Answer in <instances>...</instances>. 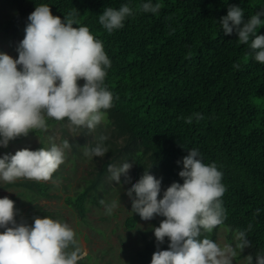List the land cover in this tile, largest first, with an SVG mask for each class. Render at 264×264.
<instances>
[{
  "label": "trees",
  "instance_id": "trees-1",
  "mask_svg": "<svg viewBox=\"0 0 264 264\" xmlns=\"http://www.w3.org/2000/svg\"><path fill=\"white\" fill-rule=\"evenodd\" d=\"M8 2L15 13L1 26L11 37L17 36L20 25L29 23L28 16L36 6L46 4L61 20L76 11L78 24L74 27H88L102 41L110 60L104 85L112 93L113 102L111 108L102 110L106 111L104 126L109 138L101 132L97 135L107 148L105 159L90 172L82 189L65 195V206L83 220L86 204H96L95 195L111 189L113 179L108 165L115 166L120 159L131 162L134 182L146 170L160 179L163 197L173 182L183 183L178 175L183 168L182 158L195 149L203 163H215L226 189L221 197L226 215L223 224L211 233L201 230V238L207 236L214 241L219 228L232 237L237 229L246 230L251 225L247 231L251 247L235 259L247 262L245 257L251 254L255 264V257L264 255V64L255 60L250 42L241 44L235 31L226 35L219 20L230 5H236L243 10L246 21L264 10V0H151L153 5H161L155 14L140 10L148 0ZM125 4L133 14L125 18L122 28L108 32L99 23V15L108 7L118 10ZM256 35H264V25ZM253 38L250 36V41ZM237 64L239 68L234 67ZM194 113L204 118L193 117L187 123ZM46 122L48 127L59 125L64 134V125L69 121L46 118ZM42 131L33 130L9 142ZM40 147L42 141L36 149ZM6 186L21 188L26 203L49 199L48 192L54 187L40 181L11 182ZM20 213L17 210L16 220ZM135 222L136 218L129 216L123 226L131 229ZM168 245L165 238L157 246L153 236L123 264H151L152 254L168 250Z\"/></svg>",
  "mask_w": 264,
  "mask_h": 264
},
{
  "label": "clouds",
  "instance_id": "clouds-1",
  "mask_svg": "<svg viewBox=\"0 0 264 264\" xmlns=\"http://www.w3.org/2000/svg\"><path fill=\"white\" fill-rule=\"evenodd\" d=\"M160 7L159 3L153 5L148 0L140 10L155 14ZM76 14L70 11L61 20L52 15L48 5L36 6L28 16L29 23L17 49L18 58L0 54V147H7L9 141L27 136L33 130H46V118L67 119L73 126L93 130L106 117V111L102 110L112 107L113 95L104 85L110 60L102 41L88 27H74L78 24ZM132 14L127 4L118 10L108 7L99 15V23L111 33L122 28L125 18ZM262 16L264 10L245 21L243 10L230 5L219 24L226 35L235 31L241 44L250 42L255 60L264 64V35H256L257 29L264 25ZM250 36L254 37L251 41ZM80 80L84 81L82 86L78 84ZM193 117L204 118L194 113L186 122L191 123ZM68 148L69 141L65 140L62 146L24 148L14 155L5 154L0 157V179L9 183L18 178L49 181L64 163V149ZM106 152V147L97 144L86 155L104 157ZM198 156L195 149L188 151L178 173L183 183L173 182L162 198L158 199L161 180L147 170L127 189L131 209L141 219L164 217L153 233L157 246L168 239V250L155 251L151 264H232L237 250L243 253L251 247L247 238L251 225L246 230H236L234 247L230 244L221 247L207 236L201 238V230L211 233L223 224L226 215L221 197L226 189L215 163L206 165ZM131 167L128 162L119 168L109 164L108 170L119 184L122 174L125 182L130 180L127 173ZM113 207L107 208L108 214ZM16 215L14 201L7 196L0 198V228L3 229L0 264H78L87 255L66 222L47 216L34 217L29 226L17 223ZM245 258L247 264H253L251 254ZM255 264H264V255L258 254Z\"/></svg>",
  "mask_w": 264,
  "mask_h": 264
},
{
  "label": "rangeland",
  "instance_id": "rangeland-1",
  "mask_svg": "<svg viewBox=\"0 0 264 264\" xmlns=\"http://www.w3.org/2000/svg\"><path fill=\"white\" fill-rule=\"evenodd\" d=\"M14 13L15 9L8 0H0V54H7L16 59L18 58L17 49L20 41L24 38V29L27 25H20L16 37H11L7 32L5 33L3 26H1ZM83 83V80L78 81L81 86ZM104 124L105 120L98 125L99 128L95 127V129L89 130L86 127L73 126L68 122L64 125V134H61L59 125H54L43 130L40 135H31L18 142H9L7 147H0V157H2L5 154L14 155L17 150L24 148L36 150L40 141H42L43 148L46 149L53 144L62 146L63 141H69L70 148L64 149V163L55 172L57 177L53 175L49 181H40L54 186L48 192L51 195L49 199L26 203L25 197L22 195V189L6 186L9 182L2 179H0V198L7 196L14 201L15 209L21 211L16 220L17 223L24 222L31 226L34 217L43 218L44 216L66 222L75 231L80 247L87 253L82 261H87L89 257L85 264H92V261L96 264H102L104 261H109L110 264H123L126 257L140 248L146 239L153 238V229L158 227L164 219L162 216H154L150 220H143L139 214L131 209L132 200L126 195V192L133 183L138 181L134 182L135 172L133 166L127 173V176L130 177L128 182H125V176L122 174L119 184L113 180L111 189L106 194L95 195L94 201L96 204H86L88 210L83 220H79L76 214L63 203L65 195L71 196L83 188L90 172L105 159V157H89L86 155L89 146L92 149L97 144H101L97 139L99 132L106 139L109 138V131ZM73 148L75 154H72ZM124 163H127L126 160L120 159L115 163V167L119 168ZM128 163L131 164L130 161ZM19 181L35 180L18 178L14 182ZM159 198H162L161 191ZM101 200L104 202L103 204L100 203ZM111 205H115V207L112 208L111 214H108L107 208ZM129 216L136 218L135 226L131 229H125L123 223L125 218ZM226 232V229L219 228L214 242L221 247L225 244L234 247L236 243L235 234L230 237ZM101 252H105V255L100 258ZM238 254L239 250H237L236 256ZM235 257L232 264H247L244 258L235 259Z\"/></svg>",
  "mask_w": 264,
  "mask_h": 264
}]
</instances>
